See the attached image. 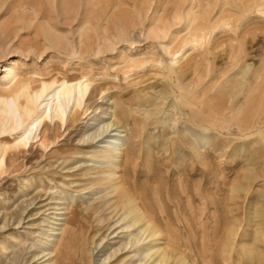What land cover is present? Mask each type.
Wrapping results in <instances>:
<instances>
[{"label": "rangeland", "instance_id": "374dc122", "mask_svg": "<svg viewBox=\"0 0 264 264\" xmlns=\"http://www.w3.org/2000/svg\"><path fill=\"white\" fill-rule=\"evenodd\" d=\"M6 68L109 91L50 158L34 140L23 169L0 175V264H51L71 212L90 239L70 263L142 262L108 260L125 243L108 173L158 231L166 264H264V0H0V99ZM111 119L117 139L75 146Z\"/></svg>", "mask_w": 264, "mask_h": 264}, {"label": "bare ground", "instance_id": "6f19581e", "mask_svg": "<svg viewBox=\"0 0 264 264\" xmlns=\"http://www.w3.org/2000/svg\"><path fill=\"white\" fill-rule=\"evenodd\" d=\"M163 32V30L159 29L157 35ZM157 35L156 38L158 37ZM164 51L166 54H170L168 47H164ZM80 52L84 51L81 50ZM2 79L4 82L1 85L4 91L0 99V135L14 132L17 134V137L15 140H12L13 142L8 146L9 148L5 144H3L4 146L0 144V175L18 172L22 168L20 164V160L22 159H20V156L23 153L24 156H27L25 154H28V151L24 150L28 146L31 148L30 146L34 140H37L35 142L39 143V148L43 150L51 147L49 154L45 156L41 155L39 159L44 158L45 160L46 158H50L49 156L53 154V147L56 140L61 137L62 129L63 133H67L68 129L74 127L73 125H76L78 119L88 112L90 109L87 106L88 102L94 97H98L100 100L101 95L109 91L106 88V90L97 89V86L94 85L95 81L87 78H78L75 75L74 77L71 76L68 78L65 75L59 76L57 74H33L29 78H24L14 70L6 68ZM3 120H5V124ZM50 124L53 125L52 130H50ZM117 125L115 119H111V122L104 125L100 132L93 133L88 140L83 139V141H79L75 146L81 148L91 146L99 138L104 139L108 137L113 140L117 139L116 135L110 136V133L116 130ZM113 140L109 143L113 144ZM111 154H115L116 157L118 154L121 156V150L113 149L110 152H106V156L108 157ZM109 174L107 176L108 178L106 175L104 178L109 180L112 176L109 182L112 187V195L114 196L112 199L113 203L111 202L113 208L112 213H114L113 217L121 213L116 221L117 223L120 221L123 223L117 227L121 229L117 234H123L121 238L125 243L121 245V249L114 251L108 260L116 257L119 252L129 253L131 251L136 252L135 254L137 255L135 256L144 257L142 260L144 264L149 261V264H166L169 261L166 249L155 246L153 243L154 239H152L154 237L159 239V234H156L158 231H154L155 229L151 227L153 224L151 223L152 225L150 226V222L148 220L146 221V218L140 213L141 211L139 212L128 192L124 188H121L122 182H116L114 175L112 173L111 175ZM95 209L92 210L93 213L90 218L94 216L96 219L95 222L97 223L100 217L103 218L104 212L97 214L98 210L95 211ZM84 228L85 221L81 215L77 212H71L65 219L58 239L54 244L52 258L50 260L51 264H73V261L70 263L71 250H75V258L77 260L80 262L84 261L86 253L88 254V251H86V243L90 239V235L87 236V233L90 231L89 228L86 231H84ZM117 237L118 235H114L112 238ZM105 238L107 236L103 239ZM91 241L93 242L92 239ZM89 254L92 255V249ZM121 256L114 258L115 260L109 264H124V258L122 259ZM131 259L133 260V258Z\"/></svg>", "mask_w": 264, "mask_h": 264}]
</instances>
